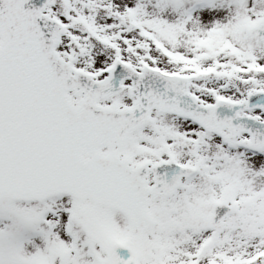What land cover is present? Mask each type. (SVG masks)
<instances>
[{"label": "snow or ice", "instance_id": "snow-or-ice-1", "mask_svg": "<svg viewBox=\"0 0 264 264\" xmlns=\"http://www.w3.org/2000/svg\"><path fill=\"white\" fill-rule=\"evenodd\" d=\"M0 264H264V0H0Z\"/></svg>", "mask_w": 264, "mask_h": 264}]
</instances>
